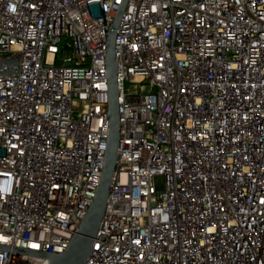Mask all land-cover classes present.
<instances>
[{"label": "built area", "instance_id": "1", "mask_svg": "<svg viewBox=\"0 0 264 264\" xmlns=\"http://www.w3.org/2000/svg\"><path fill=\"white\" fill-rule=\"evenodd\" d=\"M124 2L83 264H264V0H0V264H48L14 249L63 252L95 197Z\"/></svg>", "mask_w": 264, "mask_h": 264}, {"label": "water", "instance_id": "2", "mask_svg": "<svg viewBox=\"0 0 264 264\" xmlns=\"http://www.w3.org/2000/svg\"><path fill=\"white\" fill-rule=\"evenodd\" d=\"M125 2L121 5L111 28L107 31L106 37V69L108 80V137L107 149L104 159V168L99 185L96 190L95 197L77 228L73 238L68 246L60 253H47L30 249L15 248L16 252L34 254L48 260V264H83L92 251L95 238L98 236L99 228L107 206L109 196V188L113 181L116 171L117 161L119 158V89L117 83V61L115 59V40L117 29L120 25ZM6 62L14 65V69L10 72L0 70L1 74H12L16 72L18 63L17 58H0V66ZM9 247L0 245V250H8Z\"/></svg>", "mask_w": 264, "mask_h": 264}, {"label": "rangeland", "instance_id": "3", "mask_svg": "<svg viewBox=\"0 0 264 264\" xmlns=\"http://www.w3.org/2000/svg\"><path fill=\"white\" fill-rule=\"evenodd\" d=\"M162 182V178L161 177H158L157 178V183H161Z\"/></svg>", "mask_w": 264, "mask_h": 264}]
</instances>
